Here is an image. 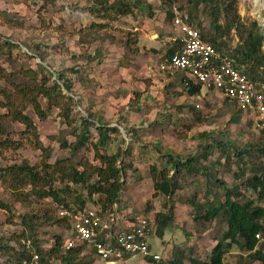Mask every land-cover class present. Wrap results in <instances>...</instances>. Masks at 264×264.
<instances>
[{
	"label": "rangeland",
	"instance_id": "1",
	"mask_svg": "<svg viewBox=\"0 0 264 264\" xmlns=\"http://www.w3.org/2000/svg\"><path fill=\"white\" fill-rule=\"evenodd\" d=\"M101 1L0 0V103L4 102L1 92L15 96L14 91L18 93L23 88L28 91L27 86L40 83L45 87L53 83L60 85L64 99L70 97L73 102L69 114L73 122L69 126L62 116L64 108L50 106L49 110L47 99L42 95L36 100L46 114L44 119L38 117L30 100L25 106L22 94L16 96L21 107L25 106L22 114L30 118L34 126V131L29 133L19 122L1 120L7 110L0 108V143H7L0 147V171L23 163L40 168L48 155V165L58 168L71 165L82 172L83 163L88 162L93 167L99 165L94 159L93 147L88 144L89 150L84 147L76 154L63 147L65 142H75L72 132L80 126L81 118L95 124L90 129V142L94 144L98 140L97 126L115 128L117 131L110 136L112 141L99 152L112 156L119 151L123 157L117 166L121 169L128 164L133 166L123 171L118 206L126 209L129 216L143 215L147 204L151 209L147 216L151 218L164 207L171 208L174 214V222L163 237L153 235L150 239L152 251L162 256V263L130 258L119 264H170L179 259V252L186 255L183 264H192L188 257L205 264L226 226L217 220L206 225L196 224L186 203L192 197L204 201V194L211 187L208 178L204 175L186 177L182 190L166 199L153 196L150 168H161L166 164L163 158L167 157L185 162L212 145L208 159L201 162L206 174L216 172L218 181L230 189L237 186L241 194L248 196L234 179L238 171L236 165L232 162L231 172L225 171L224 161L219 160L215 146L220 142L238 151L251 150L253 158H245L243 162L247 174L262 158H258L255 150L264 147V133L259 131L254 120L239 114L218 92L202 89L199 96L189 97L180 85L182 75L171 76L161 70L168 51L175 48L179 38L171 20L165 19L166 12L177 8L186 21L191 14V25L209 38L214 31L207 8L199 7L194 12L195 6L187 0H176L171 6L164 0H140L137 8L131 4L130 15L119 17L110 13L111 19H106ZM114 1L108 0L109 5ZM262 6L260 0H237L236 10L245 26L256 21L264 34ZM223 21L221 19L220 24ZM237 41L234 32L231 37L221 39L228 44L227 49L235 47ZM6 42L12 45L11 50L5 46ZM128 42H135V48L127 46ZM136 48L138 55H133ZM175 82L180 83L175 85ZM66 83L71 85L69 92L64 88ZM235 117H240L238 123L232 121ZM213 164L217 165L214 170L210 168ZM95 179L93 176L92 181ZM46 187L58 191L69 205L68 209H77L76 199L85 207L98 205L99 196L89 198L85 187L83 190L75 187L60 173L53 184ZM66 188L71 192L62 196L59 191ZM212 190L220 195L216 188ZM23 193L31 194V187H24ZM27 197V204L17 202L0 181V200L11 208L10 211L0 210V264H16L5 247L18 251L19 245L25 242L22 240L30 239L29 229L23 225L26 216L37 219H32L34 237L46 259L56 237L62 240L65 237L66 224L59 216L62 206L51 199ZM258 206L263 208L264 204ZM260 247L264 251V243H258ZM252 257L234 248L225 255L223 264H259ZM77 261V264H104L88 253ZM50 264L61 263L59 258L52 256Z\"/></svg>",
	"mask_w": 264,
	"mask_h": 264
},
{
	"label": "trees",
	"instance_id": "2",
	"mask_svg": "<svg viewBox=\"0 0 264 264\" xmlns=\"http://www.w3.org/2000/svg\"><path fill=\"white\" fill-rule=\"evenodd\" d=\"M164 1L171 6L176 0ZM187 3L195 6L194 12H196L199 7H204L208 10L207 13L212 20L214 34L209 38L201 35L202 39L215 46L217 50L229 52L236 60L238 69L242 74H245L253 83L264 85V34L261 32V28L256 21H252L246 26L241 22V18L236 10L237 0H187ZM131 4L137 8L140 5V0H134L133 2L131 0H115L111 5H109L108 0H103L100 3L106 19H111L108 16L110 13L117 14L119 17L130 15L133 11ZM172 18V12L167 11L165 19L170 21ZM192 18L193 16L190 14L189 18H187L189 24H191L189 19L192 20ZM220 18L224 20L222 24H220ZM200 26L201 25H198L199 28ZM232 32H234L238 41L235 47L227 49L228 44L221 42V39L224 37H231ZM175 44V48L168 51L165 61H168L179 49V38L176 39ZM6 45L9 46L8 42L5 43V46ZM127 46L135 48V42H128ZM11 49L12 45L9 46V50ZM137 50V48L134 49L133 55H138ZM29 73L33 74L31 71ZM24 75L27 76L28 72H25ZM180 85H182L189 97L199 96L201 92V87L199 85L192 84L186 78L181 80ZM27 87L29 88L28 91H26V88L19 90L18 93L14 91L13 95L15 96L7 92H1L4 102L0 103V108L7 110V113L1 117V120L11 119L10 121L25 125L28 133L29 131H34L31 119L24 116L22 110L28 104V100H30L31 104L35 107L38 117L44 119L46 114L40 110L38 101L36 100L38 95H42L43 98L47 99L49 110L51 108L50 106L64 108L62 116L66 123L69 126L71 125L73 121L70 120L69 114L71 113L70 104L73 103L72 98L65 97L64 99L60 85L53 83L50 87H45L44 84L40 83ZM64 88L69 92L71 90V85L66 83ZM19 95L25 99V106L23 108L20 105V101L16 99V96L18 98ZM64 100L67 101V103H65ZM232 121L238 123L240 117H235ZM80 122V126L77 128L75 127L72 132L76 137L75 142L70 144L65 142L63 143V147L70 148L72 153L76 154L82 148L90 144L95 150L94 159L99 162V165L93 167L88 162L86 164L83 163L81 165L82 172H79L71 165H64L60 168H58L57 165H48L46 163L48 155H46L43 158V166L40 168L30 167L26 163L6 167L0 171V181L2 185L9 190L12 198L19 203L27 204L29 202L27 196H35L39 199H51L57 206H62L60 210L65 209L70 212H75L84 209V203H79L78 199H76L77 201L75 202L77 209H68L69 205L65 202L64 197L61 198L58 195V191L51 189V187H46L51 186L57 174L60 173V176L65 177V179L71 182L75 187L78 186L82 188V190L83 187H85L89 198L99 196L97 207L101 209L102 213L109 212L114 205H119L121 203L120 198L123 189L121 179L123 171L131 170L133 166L132 164H128L124 169L117 166L118 161L123 157L122 153L119 151L112 156L99 152V150H105L108 143L112 141L110 137L111 134H114L117 129L110 128L106 125L97 126L95 131L97 132L98 140L94 144L90 142V129L95 124L88 119L82 118ZM262 132L264 133V131ZM4 144L6 145L7 143H0V147ZM215 148L219 153V160L223 159L224 161L222 167L225 171L231 172L230 164L232 162L236 165L238 171L234 173V179L239 182L240 187L246 190L249 194L248 196L241 194L239 187L236 186L230 189L224 182L218 181L215 178L216 172L214 173L213 171L211 175L206 174V168L201 165V162L208 159V155L210 154L209 149H213L212 145L208 146V149L204 148V151L198 157H189L185 162L167 157L163 158V160H166V164L163 166L161 165V168H150L154 191L153 196H162L166 199H170L176 192L182 190L186 177L204 175L208 178V182H210L208 184L211 185L204 194V201L199 202L195 200V197H192L186 203L192 210L193 222L206 225L217 220L223 222L226 226V231L211 251L209 260L205 264H223L225 255L234 248L240 252L251 254L255 262L264 264L263 248H258V242L255 239V236L258 234L264 236V207L258 206V204H264V147L255 150L259 155L258 158H260V156L262 158L258 164H255L249 169V173L247 174L243 162L245 158H253L251 150L238 151L235 147H227L220 142L217 143ZM85 149L89 150L88 147ZM219 162L220 161H218V163ZM215 164L210 166L212 170L217 166ZM167 165H169L170 169L167 168ZM93 176H96L94 181H92ZM26 186L31 187V194L23 193V189ZM214 188L220 192V195L214 194L212 190ZM59 192L62 196H67L70 194L71 190L66 188V190H60ZM211 196H214L213 201H210ZM77 198L80 197L77 196ZM0 210L10 211L11 208L3 204L0 200ZM150 210L147 204L143 215L147 216ZM32 219L37 220L33 216H26L23 218V225L28 227L30 239L25 238L22 241L29 242L30 247L27 248L25 245H19L20 249L18 251L9 250L8 247H5L7 251L11 252V255H9L11 259L16 264L29 262L31 260V254L34 251L40 255L41 264H50V258L52 256L59 258L61 264H77L81 250H72L63 254L60 249L62 245V239L60 237H56L54 245L51 246L48 252V260H46L45 255H42L35 240ZM62 220L65 222L66 228L69 229L70 225L68 222L65 219ZM153 221L156 225L155 235L158 238H162L165 231L174 222L173 210L171 208L166 210L164 207L162 211L153 215ZM183 254V252H179V259L171 261L170 264H183L182 261L187 260L186 255ZM188 260L192 264H200L192 257H188ZM149 262L151 261L149 260Z\"/></svg>",
	"mask_w": 264,
	"mask_h": 264
},
{
	"label": "built area",
	"instance_id": "3",
	"mask_svg": "<svg viewBox=\"0 0 264 264\" xmlns=\"http://www.w3.org/2000/svg\"><path fill=\"white\" fill-rule=\"evenodd\" d=\"M171 12V24L179 35L180 47L161 70L170 75L182 73L201 89L218 92L243 117L254 120L259 131H264V85L253 83L242 74L229 52L205 42L198 29L182 18L177 8ZM129 214L117 205L106 213L99 207H85L75 212L61 210L59 216L70 224L64 249L80 248L104 264H119L128 258L161 262V255L152 251L150 242L156 232L153 218ZM255 238L264 242L262 235ZM30 264H39V257L34 255Z\"/></svg>",
	"mask_w": 264,
	"mask_h": 264
},
{
	"label": "clouds",
	"instance_id": "4",
	"mask_svg": "<svg viewBox=\"0 0 264 264\" xmlns=\"http://www.w3.org/2000/svg\"><path fill=\"white\" fill-rule=\"evenodd\" d=\"M197 29V28H196ZM167 61H165L164 63H166ZM166 73V72H165ZM166 74H168V73H166ZM176 74H179V73H176ZM181 75H182V77L183 78H186L182 73H180ZM168 75H170V74H168ZM171 76H173V75H171ZM202 90V89H201ZM234 105V104H233ZM236 108V107H235ZM236 110H237V108H236ZM237 112H238V110H237ZM239 113V112H238ZM239 114H241V112L239 113ZM242 115V114H241ZM243 116V115H242ZM118 206V205H117ZM61 211V210H60ZM67 211V210H66ZM70 212V211H69ZM63 219V218H62ZM66 220V219H65ZM67 221V220H66ZM68 224H69V222H68ZM70 225V224H69ZM69 230H70V227H69V229H67L66 228V232H65V237L63 238V240H62V245H61V247H60V249H61V252L63 253V254H65V253H67V252H70V251H72V250H70V251H66L65 249H64V243H65V239H66V237H67V234H68V232H69ZM260 235V234H259ZM256 239V238H255ZM257 242L258 243H264V242H259L258 240H257ZM23 245H25V246H27V248H29L30 247V243L29 242H24L23 243ZM41 250V253H42V255H44L43 254V251H42V249H40ZM74 250H81V252H80V256L79 257H81L83 254H85V253H87V252H84L82 249H74ZM83 251V252H82ZM89 254V253H88ZM34 255H37L38 257H39V264H41L40 263V261H41V257H40V255H38L37 253H35L34 251L32 252V254H31V260L29 261V262H23L22 264H30L31 263V261H32V258H33V256ZM91 256H92V254H90ZM93 257V256H92ZM162 257V256H161ZM93 258H95V257H93ZM97 258H95V260H96ZM128 259H130V258H128ZM46 260H48V259H46ZM97 260H99V259H97ZM145 260V259H144ZM147 261H151V262H153V263H157V262H155V261H153L152 259H146ZM125 261V260H124ZM122 263V262H121ZM159 263H162V260H161V262H159Z\"/></svg>",
	"mask_w": 264,
	"mask_h": 264
},
{
	"label": "bare ground",
	"instance_id": "5",
	"mask_svg": "<svg viewBox=\"0 0 264 264\" xmlns=\"http://www.w3.org/2000/svg\"><path fill=\"white\" fill-rule=\"evenodd\" d=\"M261 1V5L263 3V6H262V9L261 10H264V0H260ZM257 9V8H256Z\"/></svg>",
	"mask_w": 264,
	"mask_h": 264
},
{
	"label": "crops",
	"instance_id": "6",
	"mask_svg": "<svg viewBox=\"0 0 264 264\" xmlns=\"http://www.w3.org/2000/svg\"><path fill=\"white\" fill-rule=\"evenodd\" d=\"M180 74V73H179ZM181 75V74H180ZM180 82H175V85L179 84Z\"/></svg>",
	"mask_w": 264,
	"mask_h": 264
}]
</instances>
